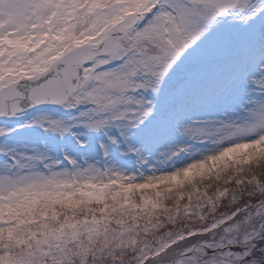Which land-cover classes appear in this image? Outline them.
Wrapping results in <instances>:
<instances>
[{
    "label": "snow or ice",
    "instance_id": "6c2138e0",
    "mask_svg": "<svg viewBox=\"0 0 264 264\" xmlns=\"http://www.w3.org/2000/svg\"><path fill=\"white\" fill-rule=\"evenodd\" d=\"M0 264H264V0H0Z\"/></svg>",
    "mask_w": 264,
    "mask_h": 264
}]
</instances>
